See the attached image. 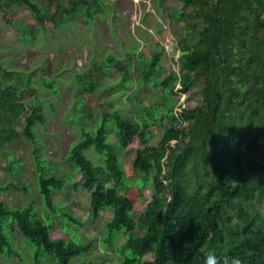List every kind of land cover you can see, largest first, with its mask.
Masks as SVG:
<instances>
[{"label": "trees", "instance_id": "16d2710c", "mask_svg": "<svg viewBox=\"0 0 264 264\" xmlns=\"http://www.w3.org/2000/svg\"><path fill=\"white\" fill-rule=\"evenodd\" d=\"M49 1L40 6L35 0H0V10L20 6L31 13L39 27L11 22L25 42H34L47 22L59 28L105 13L102 0L93 5L89 0ZM179 2L180 9L168 8L170 20L184 29L176 36L179 73L165 75L162 52L149 58L136 48L124 59L106 57L95 66V78L80 72L73 76L79 93L69 121L80 135L64 164L53 162L37 138L48 121L39 86L31 75L16 73L0 60V153L6 156L5 169L19 182L24 162L9 143L26 138L32 146L34 186L25 178L22 191L28 196L36 187L38 192L26 206L13 205L6 194L20 185L7 179L0 183V257L10 264L16 256H30L34 264H107L109 253L97 263L85 259L95 238L85 242L82 219L68 205L54 202L68 183L90 193V221L103 211L112 213L101 241L119 264H204L209 254L264 264V0ZM112 66L119 74L108 91L123 90L135 112L109 108L96 117L107 91L102 80L112 75ZM40 84L58 98L46 76ZM195 85L200 91L187 101L196 98L197 104L177 111L175 97L189 94ZM145 89L157 91L143 101L139 95ZM152 126L165 130L157 146ZM134 140L143 148L129 158L127 148ZM87 151L95 152L99 162ZM148 187L152 199L138 217L135 205ZM56 226L64 233L61 238L51 236ZM18 234L24 239L20 248ZM122 236L124 241L115 244Z\"/></svg>", "mask_w": 264, "mask_h": 264}, {"label": "rangeland", "instance_id": "374dc122", "mask_svg": "<svg viewBox=\"0 0 264 264\" xmlns=\"http://www.w3.org/2000/svg\"><path fill=\"white\" fill-rule=\"evenodd\" d=\"M40 6H47L46 0H35ZM68 4V0H51L56 3ZM105 13L97 14L95 18L84 23L83 16L78 21L70 22L66 26L56 28L53 23L47 22L43 30L34 42H25L22 39V32L17 30L11 22L19 25L24 23L36 24L31 13L28 10L17 6L15 9L7 11L0 10V60L3 65L16 73L31 75L34 84L39 86L42 104L47 113L48 121L44 128L37 132V138L42 141L41 150L52 158L57 164H64L66 154L71 145L79 139V128L72 124L71 120L72 104L79 93L77 86L73 83V76L76 72L88 74L95 78V66H100L103 60L109 55L116 58H126L127 52L137 48L138 52H143L144 56L151 58L153 53L162 52L160 57L165 75L180 71L179 52L177 46V34L184 32L181 25H176L168 16V8L177 10L182 6L179 0H102ZM94 4V0H89ZM54 10V8H53ZM36 27H39L36 24ZM135 53L132 58L135 60L140 54ZM112 75L104 77L102 80L103 88L107 89L106 95H103L100 104L101 108L96 109V117L102 112V109H119L122 112L127 111L130 114L135 112L132 104L126 96H123V90L116 92L108 91L118 76L117 69L112 66ZM93 71V73H91ZM93 75V76H92ZM46 76L48 81L53 82L58 89V98L52 91L47 90L40 84V77ZM157 91V90H155ZM154 92L145 89L140 93L143 101ZM200 91V85H195L189 94H178L175 99H179L177 111L186 107H194L197 104L196 98L189 102L188 97L191 94ZM95 94H99L96 92ZM198 96V95H197ZM48 99L51 101L49 102ZM149 99V98H148ZM54 105L55 110L52 109ZM92 106L93 103H90ZM95 117V118H96ZM24 118L17 122L16 128L22 130ZM166 122V120H165ZM168 125V121L166 122ZM151 131L156 134L153 145L157 146L160 138L164 135V128L151 127ZM173 144L175 142H172ZM11 152L24 162V168L19 175L22 178L19 182L9 175L5 169L7 164L6 156L0 153V183L4 180H10L13 184H19L20 188H10L6 194L7 202L13 205L26 206L31 201H35L38 196L37 188L27 196L23 193L22 187L25 181L33 184V164H32V146L25 137H21L9 143ZM143 147L137 140L127 148V157H133L139 149ZM86 154L96 163L99 162L98 156L93 151H87ZM26 178V180H25ZM80 176L77 177L79 180ZM68 183L64 191L59 192L54 198V202L61 206H69L70 211L78 215L85 223L79 231L83 234L85 242L90 238H95L94 250L90 256L85 257L94 260L96 263L104 258L105 253L111 254L110 258L104 260L107 264H119V259L112 255V248L102 247L101 236L106 229V224L112 219L113 215L109 211L101 212L99 218L91 220L90 201L91 196L80 185L77 189ZM146 192L140 202L135 205L137 216H142L146 201L152 199V188H146ZM57 222H59V219ZM87 223V224H86ZM64 233L56 226L52 232L53 238H61ZM74 236V232L70 237ZM119 235L117 236V238ZM16 247L20 248L24 243L22 235L18 234ZM122 236L115 244L124 241ZM78 242V240L76 241ZM84 257V256H83ZM12 264H34L31 257L28 260H22L21 257H15ZM12 260L0 257V263L10 264ZM80 263L74 260L72 264ZM42 264H47L43 262Z\"/></svg>", "mask_w": 264, "mask_h": 264}, {"label": "clouds", "instance_id": "9594fccd", "mask_svg": "<svg viewBox=\"0 0 264 264\" xmlns=\"http://www.w3.org/2000/svg\"><path fill=\"white\" fill-rule=\"evenodd\" d=\"M204 264H242V260L236 256L218 258L214 254H209L204 258Z\"/></svg>", "mask_w": 264, "mask_h": 264}]
</instances>
